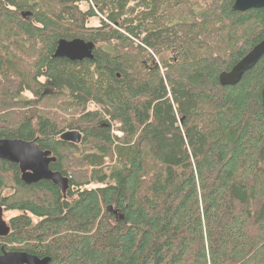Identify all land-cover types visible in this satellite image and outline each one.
Wrapping results in <instances>:
<instances>
[{"label":"trees","instance_id":"trees-1","mask_svg":"<svg viewBox=\"0 0 264 264\" xmlns=\"http://www.w3.org/2000/svg\"><path fill=\"white\" fill-rule=\"evenodd\" d=\"M234 1L0 0V139L51 152L70 183L27 185L0 160V207L19 213L0 256L264 264V57L237 85L219 82L264 41V9L236 13ZM78 38L94 61L54 58ZM47 108L82 110L56 120ZM67 130L80 145L61 141Z\"/></svg>","mask_w":264,"mask_h":264},{"label":"water","instance_id":"water-1","mask_svg":"<svg viewBox=\"0 0 264 264\" xmlns=\"http://www.w3.org/2000/svg\"><path fill=\"white\" fill-rule=\"evenodd\" d=\"M264 9V0H235L233 12L246 13L251 10ZM95 44L83 39L58 41L54 58L67 59L71 62L94 61ZM264 57V41L256 45L243 57L230 71L220 76L222 86H235L241 82L244 75L251 71ZM262 103L264 106V89L262 90ZM61 141L72 144H81L80 131H66L60 136ZM0 160L8 161L19 166L22 181L27 185L37 184L41 181H50L62 192L66 193L70 187L69 179L60 172L51 169L56 162L52 153L42 150L35 142L22 139H0ZM10 233L8 222L4 218L3 208L0 207V238ZM0 264H50L49 257L39 258L27 252L6 251L1 249Z\"/></svg>","mask_w":264,"mask_h":264},{"label":"rangeland","instance_id":"rangeland-1","mask_svg":"<svg viewBox=\"0 0 264 264\" xmlns=\"http://www.w3.org/2000/svg\"><path fill=\"white\" fill-rule=\"evenodd\" d=\"M83 4H84L83 5V9H86L87 8V4L86 3H83ZM102 19H103V17L99 14V17L98 18H95V19L90 20L89 26H92V27H98V26H100V22H101ZM137 44H140V42H137ZM38 59H39V56L37 57V60ZM26 60H28V58ZM33 61L34 60L31 59L30 60V63L33 62ZM161 61L162 60L160 59V57H155V62L158 63L159 67L162 66ZM23 67H25V66H23ZM22 71L25 74V78L27 79V82L28 83L30 81V82L33 83V85L36 84V82L33 81L34 71H33L32 67H28V68L25 67V71L24 70H22ZM39 82H43L44 83V82H47V80L45 78H40L39 79ZM25 97L27 99H31L32 101H33V98H34L33 94L30 93V92L25 93ZM89 108L90 109H94V108H96V106H94V104H91V105H88V109ZM18 109L19 110H22V108H18ZM18 109H16V110H18ZM28 109L29 108H26V111H28ZM81 110L82 109L75 110V108H72V109H69L68 111H66V114H65V113L59 112V110L57 108H47V112H50V114L53 115V117L56 120H60V118L65 119V120L77 119V116L79 115V113L81 112ZM24 113H26V112H24ZM0 114H4V115L10 114L9 108H3L2 110H0ZM56 114H57V116H54ZM15 119H16V121L19 120L17 118H15ZM6 121L12 122V121H14V119L13 118H9V120H6ZM111 129H112V134L114 135V137H121V136H123V133L119 130L118 125L113 124ZM67 131H69V130H67ZM78 145H80V144H78ZM108 164H110V162H109V160L106 159V165H108ZM92 187H95V186H92ZM10 193H11V191H9V190H5L3 192L4 195H8ZM17 215H19V213L8 212V213H5L4 214V218H5L6 221H9L11 218H13V217H15Z\"/></svg>","mask_w":264,"mask_h":264},{"label":"bare ground","instance_id":"bare-ground-1","mask_svg":"<svg viewBox=\"0 0 264 264\" xmlns=\"http://www.w3.org/2000/svg\"><path fill=\"white\" fill-rule=\"evenodd\" d=\"M124 34V33H123ZM95 49H96V45H95ZM95 51V50H94ZM54 56V55H53ZM95 56V55H94ZM67 60V59H66ZM228 72V71H226ZM223 74V73H222ZM221 76V75H220ZM220 79V78H219ZM220 82V81H219ZM221 84V83H220ZM222 86V85H221ZM224 87V86H223ZM5 212V211H4ZM5 214V213H4Z\"/></svg>","mask_w":264,"mask_h":264},{"label":"flooded vegetation","instance_id":"flooded-vegetation-1","mask_svg":"<svg viewBox=\"0 0 264 264\" xmlns=\"http://www.w3.org/2000/svg\"><path fill=\"white\" fill-rule=\"evenodd\" d=\"M52 164H53V163H52ZM52 164H51V165H52Z\"/></svg>","mask_w":264,"mask_h":264}]
</instances>
